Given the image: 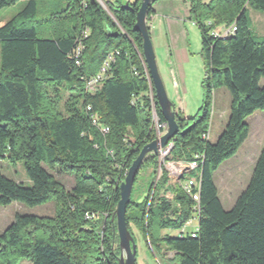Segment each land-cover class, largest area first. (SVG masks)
Instances as JSON below:
<instances>
[{
  "label": "trees",
  "instance_id": "16d2710c",
  "mask_svg": "<svg viewBox=\"0 0 264 264\" xmlns=\"http://www.w3.org/2000/svg\"><path fill=\"white\" fill-rule=\"evenodd\" d=\"M16 1L0 0V9ZM36 1L25 0L0 25V158L20 162L30 182L0 174V206L54 202L56 208L51 217L16 214L0 233V264L23 259L30 264H117L120 251L111 218L118 186L142 146L159 136V128L151 126L142 39L133 30L141 0L128 7L109 0H103L105 7L97 0H62V11L73 19L72 31L54 39H38L29 24ZM189 3V18L201 36L202 102L193 117L176 113L179 132L159 155L144 160L139 171L152 167V180L146 195L135 199L137 173L126 225L159 261L164 262L160 251H170L175 264H264V145L229 209H223L213 181V172L246 139V118L264 110V85H259L264 35L252 34L247 16V8L264 11V0ZM224 25H233L234 31L214 37V27ZM98 76L93 90H87V80ZM221 87L230 95L228 116L216 140L209 142L201 135L210 128L213 93ZM158 157L195 164L188 175L200 182L194 236L181 233L193 201L178 182L169 184L168 162L161 164L154 183ZM50 171L72 176V187L66 190Z\"/></svg>",
  "mask_w": 264,
  "mask_h": 264
},
{
  "label": "rangeland",
  "instance_id": "374dc122",
  "mask_svg": "<svg viewBox=\"0 0 264 264\" xmlns=\"http://www.w3.org/2000/svg\"><path fill=\"white\" fill-rule=\"evenodd\" d=\"M103 1V0H102ZM113 3L123 4L125 0H109ZM104 3V1H103ZM25 5V0H17L13 5L3 7L0 9V25L4 24L15 14H17ZM105 5V3H104ZM66 4L62 0H37L36 12L33 18L29 21V24L34 26L36 37L39 39H54L59 36L68 35L72 31L73 19L64 10ZM105 7V6H104ZM247 16L250 20V29L255 37H261L264 35V11L247 8ZM209 23V21H207ZM216 29V27H214ZM218 29V28H217ZM183 40V41H182ZM182 40L178 41L179 44L172 47V52L178 57V68L185 74V83L187 86V92L183 94L185 99L186 108L181 111L176 108V113L184 118L193 117L199 111L202 99V80L204 77V64L201 57V36L199 28L196 25H187L182 36ZM153 49L155 53L156 63L159 75L163 82L165 91L168 98H172L170 93V86L166 71L164 70L162 61L164 53L158 49L157 41H154ZM169 68V67H168ZM183 80V79H182ZM259 85H264V79H261ZM66 97V92L63 93ZM214 96L217 99L215 106L212 104V111L210 121L213 123L214 119H226L228 116L230 95L223 87L218 88L214 92ZM175 98V97H173ZM172 98V99H173ZM154 100V98H152ZM176 102H178L177 98ZM174 100V99H173ZM153 102V101H152ZM154 104V103H153ZM217 105L220 109L215 112ZM183 110V111H182ZM224 113V114H223ZM222 115V116H221ZM221 118H218L220 117ZM213 119V120H212ZM246 119L249 121L250 134L246 145L241 152L243 157L237 155L236 157L228 160L222 164L215 174V185L219 192V198L224 209H228L233 200L240 194L248 183L249 177L252 171V155L257 152L258 146L264 145V110L255 111L249 115ZM219 126L212 124L209 140H215V134L219 130ZM169 145V144H168ZM168 147V146H167ZM167 151V150H165ZM160 160L158 159V165ZM171 163L175 165V168H171ZM181 163V162H180ZM183 165L177 166V179H181V176L186 173L183 168L193 170L195 166L191 163H181ZM173 165V166H174ZM178 165V163H177ZM161 167V166H160ZM165 167L169 173V184L176 182V178L173 175L172 170H176V163L168 162ZM183 167V168H181ZM152 167L143 168L139 171L137 181L133 187V197L135 199L143 198L147 193V188L152 180L150 174ZM158 171V172H157ZM54 177L60 181L66 190H69L73 185V177L67 174H60L57 171H50ZM182 172V173H181ZM158 173V174H157ZM0 174L3 176L21 182L24 185H30L22 164L20 162L12 163L7 158H0ZM161 174V169L157 167L154 183L158 180ZM166 196L172 199L173 195L167 193ZM56 205L54 202H48L45 204L28 207L18 202H11L8 205L0 206V233L14 220L16 214H30L42 217H51L55 213ZM197 213H193L192 225L188 226L187 231L194 230L197 224ZM190 221V220H189ZM188 221V222H189ZM134 239L136 242V264H142V258L147 259L155 258L153 253L145 246L140 236L135 232ZM172 235L176 234V231H170ZM169 255L172 256L170 252ZM145 259V258H144ZM175 263V261H173ZM19 264H30L29 261L23 259Z\"/></svg>",
  "mask_w": 264,
  "mask_h": 264
},
{
  "label": "water",
  "instance_id": "95a60500",
  "mask_svg": "<svg viewBox=\"0 0 264 264\" xmlns=\"http://www.w3.org/2000/svg\"><path fill=\"white\" fill-rule=\"evenodd\" d=\"M97 1L103 7L105 6L102 0ZM155 1L156 0L140 1L139 7L135 13V23L133 25V30L139 33L142 39V56L152 86V98H154L156 104L159 107V111L164 118L165 132L142 146L137 156L132 160L130 166L128 167L124 179L118 186L119 200L116 203L111 218V220L115 219L113 233L117 234L118 247L120 251L119 256L117 257V264H136V243L129 229L127 228L125 214L126 206L130 202V195L137 173L139 172V169L148 155H159L163 149L167 148L169 142L179 132L174 105L168 98L158 72L153 44L147 23L149 7H151ZM129 2L130 0H125L123 2V6L128 7ZM161 164L162 162L160 161L158 169L160 168Z\"/></svg>",
  "mask_w": 264,
  "mask_h": 264
},
{
  "label": "crops",
  "instance_id": "0c3cea01",
  "mask_svg": "<svg viewBox=\"0 0 264 264\" xmlns=\"http://www.w3.org/2000/svg\"><path fill=\"white\" fill-rule=\"evenodd\" d=\"M130 1H133V0H130ZM189 7H190L189 0H185V1H181V0H156L155 3L151 6V12L149 13L148 18H147V23H148V28H149V33H150L152 44H155L154 41H157L158 49L162 50V52L164 53V58H163L164 61H162V63H163L164 70L166 71V75L168 77L169 83L171 84V86H170V93L172 95L171 97L172 98L175 97L178 100V102H176L175 98H173L174 100L172 98H169L174 105L175 111H176V108H178L179 111H181V109L184 110L186 108L185 99L182 97H184L183 94L186 93L188 89H187V86H186V83L184 80L185 74L182 73L178 68L179 67L177 64V62H178L177 56L178 55L176 56L172 52V49H173L172 47L179 44L178 41L182 40V36L184 34V31H185L187 25H190V26L192 24L196 25L189 18ZM167 95H169V94H167ZM201 102H202V99H201ZM216 102H217V99L213 93V106H215ZM219 109H220V107H219V105H217L215 112H218ZM221 116L218 118H221ZM226 120L227 119H214L213 120V123L215 124V126L220 127L218 132H216V134H215L216 135L214 138L215 140L218 137V135L220 134V132L222 131V129L224 128ZM246 122L248 124V135H247L246 139L240 145V147L238 148L236 153L231 158L222 162L218 166V168L222 164L227 162L228 160L236 157L237 155H240L239 154L241 152L240 150H242L243 147L246 145V142H247L249 134H250L248 119H246ZM213 123L210 121V128L208 131V141L209 142L215 141V140H212V141L209 140ZM261 147L262 146L259 145L255 155L254 154L252 155V158H253L252 159V167L254 166V163L256 161V158L259 154ZM243 156H244L243 153H241L240 157H243ZM218 168L213 172L214 184H215V174H216ZM186 170H189V169H186ZM216 188H217V186H216ZM217 193H218V198H219L218 189H217ZM235 199L233 200L231 206L233 205ZM219 201H220V198H219ZM220 203H221V201H220ZM221 205H222V203H221ZM192 224L193 223H191V225ZM187 228L188 227H186V230H187ZM169 253H170V251H167V252H164V254H162L160 251V256L164 257V262L157 260V258L154 256L155 258H153V259H147V257H143L142 258V260H143L142 264H175L172 260L174 253L171 252L172 256L169 255Z\"/></svg>",
  "mask_w": 264,
  "mask_h": 264
},
{
  "label": "built area",
  "instance_id": "2783aa9c",
  "mask_svg": "<svg viewBox=\"0 0 264 264\" xmlns=\"http://www.w3.org/2000/svg\"><path fill=\"white\" fill-rule=\"evenodd\" d=\"M181 1H185V0H181ZM229 27H231V25H228V26L224 25L222 27H219L218 29H214L212 31V34H213L214 37L223 38V33L228 32L229 31ZM104 70H105L104 67L101 68L102 72ZM145 71H146V67H145ZM146 78L149 79L147 73H146ZM98 79H99V76L87 80L86 89L89 90V91H92L93 88L95 87V84L97 83ZM148 94H149V98L151 100V109H152V125L151 126L153 128H159V135H162L165 132V128H164V124L165 123L164 122L160 123L159 120L155 117L154 104L152 102L153 101V99H152V88H151L150 83H149V93ZM104 131H106V129ZM201 138L207 139L208 138V132L202 133ZM169 150H170V148H169ZM158 159L162 162V165H163V162H176V170H172L173 171V175L176 178V182L179 183L183 193H185L187 196H189L191 198V200L193 201L192 213L190 215V221L186 222V224H184L183 227L181 228V233L189 232V231L186 230V227L191 225V223L193 221L192 219L194 218L193 213H197L196 217H197V223H198L200 182H199V180L196 177L188 176L189 173L192 171L190 169L188 171H186V179H177V162H179V161H167V160H165V157H158ZM196 230H197V224H196L194 230L189 232L191 234V236L195 235Z\"/></svg>",
  "mask_w": 264,
  "mask_h": 264
},
{
  "label": "bare ground",
  "instance_id": "6f19581e",
  "mask_svg": "<svg viewBox=\"0 0 264 264\" xmlns=\"http://www.w3.org/2000/svg\"><path fill=\"white\" fill-rule=\"evenodd\" d=\"M232 31H234V27H233V25H231V27H229V31L228 32H226V33H223V38L224 37H226L228 34H230V32H232ZM95 122V120H93V123ZM160 136V135H159ZM158 136V137H159ZM174 163H176V162H174ZM178 163V165L177 166H181V165H183V164H181L180 162H177ZM174 164L173 163H171V168H175V165L173 166ZM194 166H195V164H193ZM181 168H183V167H181ZM186 169H185V166H184V168H183V171L182 172H184ZM181 172V173H182Z\"/></svg>",
  "mask_w": 264,
  "mask_h": 264
}]
</instances>
